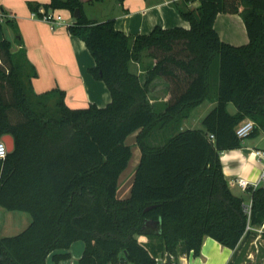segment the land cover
<instances>
[{
  "label": "trees",
  "instance_id": "16d2710c",
  "mask_svg": "<svg viewBox=\"0 0 264 264\" xmlns=\"http://www.w3.org/2000/svg\"><path fill=\"white\" fill-rule=\"evenodd\" d=\"M83 6L50 0L45 9L82 11L67 28L94 58L90 73L110 90L105 107L70 108L60 89L36 94L38 72L26 52L0 42V141L15 142L0 159V207L31 217L18 235L0 237V264H59L78 241L85 244L79 264H159L160 254L199 256L206 237L232 250L256 229L264 239V186L235 195L221 162L222 152L243 147L236 133L243 121L255 123L249 137L264 133V0H183L175 7L189 28L157 26L133 38L114 19L88 20ZM219 14L242 17L247 44L220 39ZM216 62L215 106L202 129L182 130L212 99ZM158 80L166 86L161 109L151 101ZM136 132L141 157L131 195L120 199L133 154L126 141Z\"/></svg>",
  "mask_w": 264,
  "mask_h": 264
},
{
  "label": "crops",
  "instance_id": "0c3cea01",
  "mask_svg": "<svg viewBox=\"0 0 264 264\" xmlns=\"http://www.w3.org/2000/svg\"><path fill=\"white\" fill-rule=\"evenodd\" d=\"M101 1L103 0L96 2ZM82 2L83 4H92L90 0H82ZM182 2L183 0H119V11L110 12L106 4H104L105 6L102 4L103 12L100 16L89 12L85 6H83V12L88 20L94 22L114 19L116 28L133 38L137 35H148L157 26L163 28H189V23L175 7V4L181 5ZM49 4L50 0H0V11L10 16L6 22H0V42L3 40L9 41L13 53H17L21 49L26 52L28 59L38 72V76L32 80V87L36 94L60 89L65 92L66 104L70 108H86L91 104L99 107L107 106L112 100L110 90L102 80L96 79L90 73V68L94 66L95 62L85 43L78 37L71 35L65 25H60L53 29L48 23L32 18V13L35 12L32 6H39V9H45V6ZM197 5L198 3H194L191 6L196 7ZM57 11L67 19L71 16L68 11ZM64 12L67 13V16H64ZM15 26L20 31L21 41L17 39ZM214 26L220 39L226 43L240 46L247 44L249 41L245 23L239 14H219ZM144 61L147 65L153 63L149 58H145ZM136 67L135 69L139 72L143 69L141 65ZM156 86L157 88L152 93L151 101L161 109L167 101L166 86L160 80L157 81ZM215 96L213 95L210 101L203 102L192 111L190 117L183 122L182 130L195 129L196 124H202L203 118L215 106ZM206 103V107L199 116H193V112L203 107ZM231 105L232 103L228 105V110L230 113L235 114L237 108L235 111L231 110L230 107L234 109ZM137 135L138 132L128 137V139L132 138L131 143L128 142V139L126 141L131 146L132 153L138 147L136 143ZM253 146L257 149L253 150L252 147L243 141L242 148L221 153L223 172L235 195L242 196L247 195V193L246 190L241 189L239 186L233 187L231 181L243 178L250 183H254L264 173V159L255 155L257 150H264L258 148L255 144ZM139 161L140 158L135 161L134 167L138 166ZM131 165L132 161H130L128 168L119 179L117 196L120 199H126L131 195L134 175L137 169L136 167L130 178L125 179ZM17 213L21 214H16V217L26 222L29 226L31 223L30 215L27 214L28 216H26V213L22 212ZM1 231L2 229L0 228ZM254 231L261 232V229ZM139 240L147 243L148 238L140 237ZM81 242H75L68 251L71 254V258L59 264H68L69 262L71 264H79V259L85 249L84 242L83 244ZM246 243L240 245L238 249L232 250L222 246L214 239L206 237L200 255L197 257L193 254L186 255V259L182 260L181 263L230 264V262L235 260L234 264H239V255ZM73 254L76 256L74 262L71 261ZM253 257L250 253L248 259H253ZM51 263L56 264L49 258L47 264ZM261 264H264V257Z\"/></svg>",
  "mask_w": 264,
  "mask_h": 264
},
{
  "label": "rangeland",
  "instance_id": "374dc122",
  "mask_svg": "<svg viewBox=\"0 0 264 264\" xmlns=\"http://www.w3.org/2000/svg\"><path fill=\"white\" fill-rule=\"evenodd\" d=\"M102 2H104V3H102ZM102 4L103 5L106 4V6L108 7V10L110 12H116V11L120 10V7L118 6L119 0H103V1L98 2V3L97 2H94L92 4L86 3V4H84V6L89 12H92L94 15L100 16L103 12L102 11ZM66 14L67 13L64 12V16H67ZM217 66H218V62H216V66L214 67V70H213L214 75H212V81H211L212 96L216 95V93H217V79H218V77H217L218 76ZM206 105H207V103L203 107L196 109L193 112V116L198 117L199 114L202 112V110L206 107ZM231 106H233V108H234V109H232V107H230L231 110L235 111L236 106H234L233 104ZM195 127H196L195 129H202L203 125L202 124H200V125L196 124ZM243 141L248 146L252 147L253 150L257 149L256 147L253 146L254 144L257 145L258 148L264 150V133L263 132H260V134L258 136L247 137ZM128 142H130V143L132 142L131 137L128 139ZM139 158H140V148L137 147V149L133 150L132 159H131L132 165H131V168L128 169V173H127L128 175L126 174L127 176L125 179L130 178L132 176V174L135 172L134 170L136 169L137 165L134 167V163ZM132 167H134V168H132ZM120 195H121V192H120ZM245 201H246V204L249 203V200L247 198H245ZM16 214H21V213L11 212V211L4 209L3 207H0V228L2 229V231L0 232V237L16 236L19 233H21L23 231V229L28 227L26 222H24L21 219L16 217ZM26 216H28V215L26 214ZM257 233H259V234H254L247 241L246 246H244L242 248V251H241L239 258H238V260L240 261L239 264H261L262 259L264 257V239L261 237L262 230H261V232L259 231ZM81 244H83V242H81ZM250 253L254 256L253 259H248V256L250 255ZM164 256H165V254H160L158 257V261L160 259L164 258ZM75 257L76 256L73 254V259L71 260L72 262H74V260H76ZM174 262L177 264H181V261L178 258H175ZM64 264H66V263H64ZM68 264H71V262H69ZM130 264H134V263H130Z\"/></svg>",
  "mask_w": 264,
  "mask_h": 264
},
{
  "label": "built area",
  "instance_id": "2783aa9c",
  "mask_svg": "<svg viewBox=\"0 0 264 264\" xmlns=\"http://www.w3.org/2000/svg\"><path fill=\"white\" fill-rule=\"evenodd\" d=\"M70 15H71L70 18L67 19V18L63 17V15L60 12H58L57 10L46 11L45 9L40 8L38 12L32 13V18L42 20V21L48 23L53 29H55V27L60 26V25H65L68 27L69 25L73 24L75 18L71 13H70ZM9 18H10V16L8 14L0 11V22L1 23L5 22ZM254 128H255V123L252 120L247 119V120L243 121L240 125L237 126V128H236L237 136L240 139L244 140L245 138H247L251 135ZM210 138L214 139V136L210 135ZM8 154H9V152H8L7 146L1 140L0 141V159H5ZM255 155L257 157L264 159V151H262V150H257L255 152ZM231 185L233 187L239 186L243 190H246L250 186H252L254 188H257L259 186H264V173L254 183H250L249 181H247L243 178H238L234 181H231ZM185 257H186V255L180 256L178 259L180 261H182V260L186 259ZM174 259L175 258L173 256H171L170 262H169V254H165L164 258L159 260V264H177L174 262ZM181 264H183V263H181Z\"/></svg>",
  "mask_w": 264,
  "mask_h": 264
},
{
  "label": "water",
  "instance_id": "95a60500",
  "mask_svg": "<svg viewBox=\"0 0 264 264\" xmlns=\"http://www.w3.org/2000/svg\"><path fill=\"white\" fill-rule=\"evenodd\" d=\"M81 17H82V11L80 9H77L74 13V18L79 19ZM2 141L6 144L9 153L14 150L15 142L12 136L6 135L2 138ZM170 257L171 255H169V262H170Z\"/></svg>",
  "mask_w": 264,
  "mask_h": 264
}]
</instances>
